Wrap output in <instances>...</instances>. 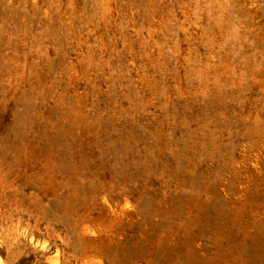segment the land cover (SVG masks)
I'll return each instance as SVG.
<instances>
[{
  "label": "rangeland",
  "instance_id": "rangeland-1",
  "mask_svg": "<svg viewBox=\"0 0 264 264\" xmlns=\"http://www.w3.org/2000/svg\"><path fill=\"white\" fill-rule=\"evenodd\" d=\"M0 264H264V0H0Z\"/></svg>",
  "mask_w": 264,
  "mask_h": 264
}]
</instances>
